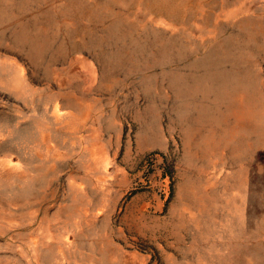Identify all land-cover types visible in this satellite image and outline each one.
Instances as JSON below:
<instances>
[{"label":"rangeland","instance_id":"1","mask_svg":"<svg viewBox=\"0 0 264 264\" xmlns=\"http://www.w3.org/2000/svg\"><path fill=\"white\" fill-rule=\"evenodd\" d=\"M0 264H264V0H0Z\"/></svg>","mask_w":264,"mask_h":264}]
</instances>
